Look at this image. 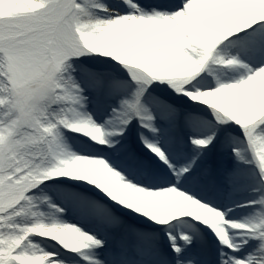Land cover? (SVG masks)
<instances>
[{"label": "snow or ice", "instance_id": "snow-or-ice-1", "mask_svg": "<svg viewBox=\"0 0 264 264\" xmlns=\"http://www.w3.org/2000/svg\"><path fill=\"white\" fill-rule=\"evenodd\" d=\"M0 264H264V0H0Z\"/></svg>", "mask_w": 264, "mask_h": 264}]
</instances>
